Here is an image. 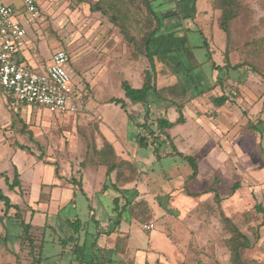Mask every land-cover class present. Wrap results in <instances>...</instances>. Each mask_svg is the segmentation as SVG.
Listing matches in <instances>:
<instances>
[{
	"label": "rangeland",
	"instance_id": "1",
	"mask_svg": "<svg viewBox=\"0 0 264 264\" xmlns=\"http://www.w3.org/2000/svg\"><path fill=\"white\" fill-rule=\"evenodd\" d=\"M240 1L242 7L230 23L231 38L228 45L230 60L235 63L248 61L252 65L258 66L262 72H258V74L245 68L232 69L227 77L225 73L223 74V86L216 83V76H221L222 72H216L212 63L226 62V34L218 26L221 10L213 9L215 0H199L198 6L201 9L203 5V10L194 18L189 19L187 25L190 27L188 28L190 29L189 45L195 55L192 57L190 54V57L193 58L194 64L198 65L196 71L201 70L202 72L203 81L200 90H204V93L195 92L191 85L186 86L188 87L186 92H182L180 80H177L172 71L163 63L157 62L155 72L151 71V67L149 70L162 98L151 90L145 102H133L131 97L126 95V90L122 86L123 81H127L132 88L143 86L146 75V71L142 74L143 66H140L139 71L135 72L132 77L113 69L108 72L103 71V69L99 70V66H96L98 70H94V73L89 69L82 68L94 60H98L99 63L105 61L104 38H99L96 42L95 36H89L87 33L92 30L93 33H97V36L98 34L110 33L111 28H116L111 26L114 15L118 16L119 20L129 23L134 34L138 36L139 40L141 39L143 28L138 23L136 24V21L143 23L147 29L149 13L140 0H110L102 3L100 10L92 11L97 12L101 21L95 26H93L94 20H89L90 12L87 10V22L81 26L73 24L58 26L54 20L53 24L50 25L46 15L41 13L39 16V23H45L43 29L47 40H44V46L50 44L48 47L50 51L54 50L56 53L60 49H66L71 54L68 68L69 70L71 68L70 74L74 87L73 100L78 107L81 105V108L75 112L56 114L53 117L54 121L61 123L59 124L58 138L53 139L50 133V137L44 139L45 142L48 141L47 149H50L52 157L58 160L63 159L75 168V165L80 166L76 161L87 157L88 154L85 153L87 144L89 152L92 154L96 141L94 138L92 140L88 138L91 143L86 144L83 136H86L87 132L95 135L98 123L95 117V109L88 106V103L91 100L92 103L95 100H102L104 101L103 110L109 116L106 119L121 128L122 132L118 133L121 136H126V140L130 141L133 149L134 146H137L140 150L137 161L145 166L146 176L152 179L155 170L156 173L162 171L163 176V169H166L168 174L162 179L163 185L169 184V177H174L172 183L179 185L180 188L184 186L186 193H191V196L201 194L199 190L203 179L207 181L210 179L212 184L218 207L213 211L215 220H211V223L216 222V226L213 231L203 235V247L201 249L196 243L191 244L192 251L190 250V253L182 249L172 235L165 217H157L155 228L146 230L142 221L131 220L125 215L121 222L122 231L129 237L127 240L120 238L119 247H128L127 255L130 258L142 254L143 256L149 255L157 264L159 262L162 264H231L230 251L226 242L231 233L221 218V215L224 214L240 226L252 242V246L245 251L244 258L249 264H264V214L258 213L255 208L257 203L264 205V68H262L264 66V0ZM159 2H156V7ZM41 3L43 8H46L49 0H41ZM160 3L164 8L175 5L173 0H161ZM77 6L78 4L71 2L67 6L68 9L65 10L64 16L73 12ZM92 17H94L93 13L90 18ZM25 25L31 33L37 24L27 21ZM60 29H63L68 37L58 41L55 40L54 34H58ZM218 29L225 34L222 43L219 41V35H217ZM205 40L210 45V55L204 45ZM223 43L225 46H222ZM129 49L132 53L134 48L129 45ZM139 58H135L132 53L129 60L139 61ZM231 81L237 82V84L232 86L229 84ZM223 94L228 96L229 106H224L226 103L219 106L215 105L213 98ZM113 98L125 102L126 109L118 102H114L119 105L118 108L109 105ZM218 110H222V115L216 113ZM255 110L262 111L255 114ZM181 115L183 122L176 123L167 129L170 140L166 138L162 140L161 138L164 136L157 133L160 138L157 142L162 147L163 153L166 154L167 150L172 148L188 152V154H179L175 159L168 156L160 161L157 160L158 157L152 148L155 146L141 143L137 135L133 134V126H127L130 124L129 121L133 122L135 127V124L138 123V127L142 128V131L148 136V131L156 129L157 118L160 116L174 122ZM186 120H188L187 124L183 128L178 126ZM146 126L150 130H145L144 127ZM207 134H210L212 138L209 143L203 138ZM213 141L219 142L221 147L225 149L220 155V160L217 161L221 164V170L216 172L210 171L211 169L208 170V158H205L204 155ZM170 142L172 148H170ZM182 155L191 157L195 161L197 165L195 176H193L192 163ZM176 162L180 165L183 163L188 165L186 173L189 174L185 175V180H182L179 175L181 171L175 169ZM200 162L204 163L202 167H200ZM238 162L244 165V168L239 170V176L245 179V185L237 196L232 193L233 185L228 181V173ZM255 172L256 174H253ZM183 174L185 173L183 172ZM223 180L225 181L222 188L224 200L235 199L233 202L232 200L231 202L226 201L225 208L227 210L225 211L220 204L222 193L217 189ZM177 187L175 186L174 189L177 190ZM84 188H86L89 197L83 193L82 188L78 189L75 201L71 204L68 203L65 208L54 211L55 203L59 202L54 203L53 201L54 208L52 211L50 210L49 215L44 213L43 216L33 218L34 223H48L54 227L49 228L45 236L43 250L45 260L43 264H94L93 261L101 255V252L97 250L98 248L96 249L97 246L94 245L95 242L97 243L100 233L97 238L94 234L114 227V218H108L111 199H108L107 194L94 193V188L90 183ZM94 207H96L95 211H93ZM92 211L96 213V218L93 217ZM11 223L12 220L9 217L5 218V227ZM20 231L21 227L11 224V230L6 236L7 239L0 238V264L10 263L9 260L2 258V253H6L4 251L8 248L15 250L13 247L18 245L16 237ZM258 236L259 238H257ZM3 237L5 238V236ZM76 242H79L82 250H85L81 261H77L74 256L77 253V250H74ZM212 247L218 248L213 249ZM80 252L82 251L80 250ZM11 255L13 254L11 253ZM106 257L118 260L113 264L131 263L129 259L122 263V260L113 251H108Z\"/></svg>",
	"mask_w": 264,
	"mask_h": 264
},
{
	"label": "crops",
	"instance_id": "2",
	"mask_svg": "<svg viewBox=\"0 0 264 264\" xmlns=\"http://www.w3.org/2000/svg\"><path fill=\"white\" fill-rule=\"evenodd\" d=\"M4 1L13 7L14 18L19 21L27 31L25 37L17 40L18 60L33 71L45 72L51 64L55 53L54 50H48L50 44L44 46V40H47L43 29V25L45 23L40 24L38 21L39 17L35 21L30 20L22 0ZM99 1L106 3V1L110 0H49L46 8H43L41 0H38V7L40 9L39 13L48 17L50 25L53 24V20L58 26L68 24L77 26L85 25L87 22V10L90 12L89 20L92 21L93 19L94 23H92L93 26H95L100 24L101 21L100 18H98L97 12H92L94 11L92 10V6ZM156 1L154 3H156ZM71 2L72 4H78V6L73 12L64 16L65 10L68 9L67 6ZM197 10V14H199L203 10V5L201 9L198 6ZM83 11L84 14H82ZM92 13L94 17L90 18ZM40 14L39 16H41ZM27 21L37 24L35 30L31 33H29V30L25 25ZM188 21L189 20H185L183 22L185 28H190L189 25H187ZM111 26H113V23H111ZM110 31V33H106L104 35L98 34V36L97 33H93V30L87 33L89 36H95L94 38L96 42L99 38H104V46L106 49L104 52L105 61L103 63H99L98 60H94L92 62H88V64L82 68L85 70L89 69L92 73H94V70L98 69H103V71L105 70L107 72L113 69L123 75L132 77L135 72L139 71V67L143 66L144 69L142 70V74H144L145 71L150 68V62L148 59L144 56H140L139 61H130L129 57H131L132 53L130 52L128 43L124 40V37L121 33H119L117 28H111ZM205 35L207 34L205 33ZM217 35H219V41L222 43L225 38V34L218 29ZM67 37L68 35H66L63 29H60L58 34H54L55 40L58 41H60L61 38L66 39ZM222 46H225L224 43ZM231 63L232 65L236 64L235 62ZM217 64L222 66L225 63L221 62ZM96 66H99V68L96 69ZM262 68H264V66ZM249 70L253 71L251 69ZM229 84L235 86L237 82L234 83L231 81ZM224 86L226 87L227 84ZM138 88H140V86H138ZM163 88H165V86H163ZM228 103L229 102H226L224 106H229ZM109 105H113L116 108L119 106L114 102H111ZM88 106L95 109L94 111L96 112L95 117L97 118L98 128L96 129L95 135L87 132L86 136H83L86 144L89 142L88 138H91V140L94 138L96 141L95 148L100 150L107 141L113 146L116 154L121 159L131 161L138 166L139 172L136 174L135 178L128 182L119 184V188L123 190V194H125V198L123 196L121 198V204H123L127 198L132 200L136 199V201H146L149 206L151 219L145 223L152 222L155 224L157 217H165L167 218L166 222L169 224L172 235L178 241L182 249L187 250V252L190 253V250L192 251L191 244L193 243H196V245L198 244L200 247L199 249H201L203 247V235L213 231V228L216 226V222L211 223V220H215V214L213 211L218 207V205L215 202V193L212 190V184L209 181L210 179L208 181L206 179L202 180L200 184L201 188L199 190L201 194L199 196H191L186 193L184 186L180 188L179 185L172 183L174 177H169V184L163 185L162 179L166 174H168L166 169H163V176L162 171L161 173L160 171L156 173L155 170L152 179L149 178L146 176L145 166H143L141 162L137 161V156H139L140 150H138L137 146H134L133 149L130 141L126 140V136H121L118 133L122 132L121 128L114 125L112 121H108L106 119V117L108 118L109 116L107 112L103 110L104 101L95 100V102L92 103L91 100L88 103ZM80 108L81 105H79L78 109ZM260 111L262 110H255V114ZM216 113L218 115H222V110H218ZM250 113L252 112L250 111ZM56 114L59 113H52L45 107L17 103L7 96L0 97V238L7 239L6 236H8V232L11 230V224L16 227L17 225L21 227V231L16 237L18 245L13 247L15 250L8 248L4 251L6 253H2V258L9 260L10 263L8 264H15V261L16 264H33L32 258L27 255L26 252L21 250L22 246L20 236L23 233L22 222L31 224L32 230L36 234H39L45 242L47 230L54 227L48 223H34L33 218L36 216H43L44 213L49 215L50 210L52 211L54 208L55 202L59 203H55L54 211L57 209H63L68 203L71 204L74 202L78 193L77 190L81 189L80 185L82 186V191L86 196H88V192L85 190L86 188H84V186H88L89 183L94 188V193L100 195L107 194L109 197L108 199H111L108 208L111 214L108 212V218L116 217V213L113 211L114 198L120 196V193L114 190L111 186V183H114L113 180L111 182L110 180L108 181L106 174L107 167L105 165H97L92 162L83 168L81 165L86 159L85 156L79 161H76L78 162V165L80 164V166L78 167L75 165V168H73L72 164L67 163L65 160H58L57 158L52 157L50 149H47L48 141H44L45 137L49 138L51 136L53 139L55 138V140L58 138L57 134L60 128L59 124L61 123L54 121L53 117L56 116ZM187 121L188 120L178 126H182L181 128H183L184 125L187 124ZM129 122L130 124L127 126H133V134H136L138 140L140 141V134L143 136L144 131H142V128L138 127L137 124H135V127L133 122ZM203 138L204 141H207L208 143L212 139L210 134H207V136ZM169 145L170 148H172V143ZM152 148L154 151L155 147ZM224 151L225 149L221 147L219 142H211V146L208 147L207 152L204 153L206 156L205 158H208V160L206 159L208 170L211 169L210 171L214 172L221 170V164L217 161L220 160V155H222ZM85 153L86 155L90 153L88 144ZM180 153L188 154V152H182L172 148L167 150L166 154L162 151L161 156H157V160L160 161L162 158L168 156L175 159ZM176 164L175 169L181 171L179 172V175L182 180H185V175L189 174L186 173L188 165L184 163L180 165L177 162ZM203 164V162H200V167H202ZM57 167L59 168V174L57 173ZM240 168L243 169L244 165L241 162H238L235 167H232V169L229 170L230 172L228 173V181L232 183L233 186L237 181H240L238 183L239 185L241 184V186H239L236 191L233 190L232 186V193L237 196L240 194L245 185V179L239 176ZM183 172L185 174H183ZM253 174H256V172ZM221 182L222 183L217 186V189L222 193L220 196V204L225 211L227 210L225 208L226 201L228 200L231 202L232 200L233 202L235 199L232 198L231 200H224V190H222V188L224 187L225 181L223 180ZM105 184H109L110 187L108 190L103 191L102 189ZM175 186H178L177 190L174 189ZM2 194L11 201L12 206L8 210L4 200L1 199ZM93 209V211H95L96 207ZM93 211L92 215L96 218V213ZM125 215L131 220H137L135 217L126 212L123 215L121 222ZM7 217L12 220V223L5 227L4 220ZM109 229L99 231V237L97 236L98 232L96 233L97 235L94 234L96 238L98 237L97 243L95 242L97 246L96 249L98 248L97 250H105L106 253H108V251H113L117 254L118 258L122 260V263L129 259L131 262L130 264H157L149 255L143 256L141 254V256L139 255L134 258H130L127 255L129 252L128 247H119L120 238L127 240L129 237L122 231L121 223L116 227L115 232L111 234L107 232ZM3 236H5V238ZM212 248L215 249L218 247ZM75 249L77 250V253L74 254L75 259L77 261H81L83 255L85 254V250H82L79 242L75 243L74 250ZM43 250L44 244L42 248V261L40 264H43L45 260ZM80 250L82 252H80ZM10 252L13 255H11ZM159 264L162 263L159 262Z\"/></svg>",
	"mask_w": 264,
	"mask_h": 264
},
{
	"label": "trees",
	"instance_id": "3",
	"mask_svg": "<svg viewBox=\"0 0 264 264\" xmlns=\"http://www.w3.org/2000/svg\"><path fill=\"white\" fill-rule=\"evenodd\" d=\"M140 1L148 10L149 14L147 19L150 24L147 25L148 28L146 29L143 23L136 21V24L138 23L139 26L143 28V31H141L142 36L140 37V40L138 36L134 34L132 26L125 21L119 20L118 16L116 15L112 17L113 26L119 29L128 45L133 46L134 49L132 53L135 58H139L142 55L148 59L150 62L151 71L155 72L157 62H161L172 71L177 80H180L182 92H186V89L188 88L186 86L191 85V88L195 90V92L199 91L200 94H203L204 90H200V86L203 81V75L201 70L196 71L198 69V65L194 64L193 62L192 57L195 55L189 45L190 29L183 26V22L185 20L192 19L197 15L198 0H173L175 3L174 7L165 8L162 7V3H160L161 0ZM155 1H160L157 7L155 5L156 3H154ZM101 4L102 2L100 1L94 4L92 6V10H98ZM241 5L242 3L240 0H215L213 5V9L221 10L218 26L226 34V62L222 66L216 62L212 63V66L216 72H222L221 76H216V83L222 86L224 84L223 74L225 73L227 77L230 70L232 69L238 70L240 68H247L253 70L254 72H262L258 66L252 65L248 61H243L241 63L232 65L230 60V55L228 53V45L231 38L230 23L238 15V11L242 7ZM204 45L206 46L208 54L210 55V45L208 44L207 40H205ZM190 54L192 57H190ZM151 71L149 69L146 70L145 81L143 86L140 88H132L127 81L122 82V86L126 90V95L131 97L133 102H145L147 100L148 93L151 90H153L158 96H161L162 98L157 85L153 82ZM227 100L228 96L224 94L213 98V102L217 106L224 105ZM111 102L121 103L124 109L127 107L126 103L118 98L111 99ZM180 122H183L182 115L174 122L169 121L164 116H160L157 118L155 130H150L147 126L144 127L145 130L150 131H148V136H146V133H144L143 136L140 134L141 143L155 146L154 152L157 156H161L162 147L158 145L157 141L160 138L157 133H161L164 136L161 138L162 140L165 138L170 140L167 129ZM93 151L94 152H92V154L88 153V158L86 157L85 161L82 162V167L84 168L87 164L92 162L97 165H105L107 167L106 174L108 181L110 180L111 182L113 180L114 183H111V186L114 188V190L120 193V196L114 198L113 211L116 213V217L114 218L115 220L113 221L114 227L110 228L107 232L109 234L115 232L116 227L121 223V219L126 212L135 217L137 220L142 221L144 224L145 222H148L151 219V214L146 201H136V199L132 200L127 198L125 199V202L121 204V198L122 196L125 198V194H123V190L119 188V184L128 182L135 178L136 174L139 172L138 166L131 161L121 159L116 154L113 146L107 141L100 150H97L94 147ZM183 157L192 163L194 170L193 176H195L197 172V165L195 161L191 159V157ZM57 173L59 174L58 167ZM239 186L240 185L238 182L235 183L233 190L238 189ZM109 187V184H105L102 190H108ZM80 188H82L81 185ZM188 194L191 195V193ZM1 199L4 200L7 210L11 208L12 204L9 198L2 194ZM255 208L258 213L264 214V205L257 203ZM221 218L231 233V236L226 241L230 251V263L249 264V262L244 258V253L252 246L250 238L242 231L241 227L236 225L229 217L222 214ZM22 226L23 233L20 236V242L22 246L21 250L26 252L27 255L32 258L33 264H40L42 261V248L44 241L39 234H36L32 230L31 224L22 222ZM97 234H99V232ZM257 238H259V236ZM94 245H96V243H94ZM99 251L101 252V255L98 256L97 260L93 261L94 264H113L117 262V260L114 258H107L105 250Z\"/></svg>",
	"mask_w": 264,
	"mask_h": 264
},
{
	"label": "built area",
	"instance_id": "4",
	"mask_svg": "<svg viewBox=\"0 0 264 264\" xmlns=\"http://www.w3.org/2000/svg\"><path fill=\"white\" fill-rule=\"evenodd\" d=\"M31 20L39 17L38 0H22ZM26 29L14 18V9L0 0V97L17 103L45 107L53 113L65 114L78 109L69 70L71 54L58 50L45 72L31 70L18 60L17 40L26 36ZM153 230L154 223H145Z\"/></svg>",
	"mask_w": 264,
	"mask_h": 264
}]
</instances>
